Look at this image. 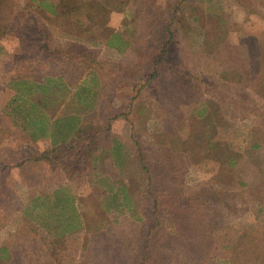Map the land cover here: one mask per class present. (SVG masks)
Segmentation results:
<instances>
[{
	"label": "rangeland",
	"instance_id": "1",
	"mask_svg": "<svg viewBox=\"0 0 264 264\" xmlns=\"http://www.w3.org/2000/svg\"><path fill=\"white\" fill-rule=\"evenodd\" d=\"M57 1L0 7V245L26 264H128L150 233L163 264H264V0ZM48 78L62 113L107 125L97 151L89 136L47 162L50 139L22 132L11 81ZM109 177L131 210H106ZM61 183L83 226L52 248L22 209Z\"/></svg>",
	"mask_w": 264,
	"mask_h": 264
},
{
	"label": "trees",
	"instance_id": "2",
	"mask_svg": "<svg viewBox=\"0 0 264 264\" xmlns=\"http://www.w3.org/2000/svg\"><path fill=\"white\" fill-rule=\"evenodd\" d=\"M29 1L34 4L36 8L47 10L52 14L57 12V8L61 4L58 3L57 0ZM5 2L6 0H0V7H5ZM69 2H71V0ZM115 38H117L116 35ZM108 44L113 45L112 42ZM162 49L165 50L166 47ZM56 79H61V77L57 76ZM11 82L19 85L23 84V89H21L20 92L19 89H17V98L27 102L30 106V108L26 109L23 115H21L22 132L25 133L30 141H35L38 138L50 139L51 152L49 153L48 151L47 153L42 154L40 158L47 162L52 161V163H54V159H57V152H59L57 150L58 147H61V149L64 150L74 149L78 146H73L75 143L77 144V142L79 143L82 140H87L89 136H91V139L90 141L85 142L87 143L85 146L88 148V145L92 143L94 145L93 152L97 151L98 148L96 147H98V145L95 143V138H98L99 140L100 136L102 138V134L107 131V125L102 126L101 124L93 123V120H90L89 122L86 118L82 117L81 112L76 113L69 111L68 113H62L63 111H61L60 106L64 102L63 97H65V93L58 95L56 92L52 91L51 83L56 82L55 79L53 81V78H48L46 81L39 83L29 82L24 79L12 80ZM69 84L72 85V83ZM75 95L76 94H74V96ZM78 97L80 98L79 93L77 98ZM87 97L88 94L86 98ZM79 100L81 101V98ZM89 105L91 104H88V106ZM18 110L23 112L20 108ZM91 152V149L87 150L85 160H91L93 163L96 156L91 155ZM110 159L114 166H119L120 162L117 160L116 156L112 155L110 156ZM143 161L144 158H140L139 164L150 173L149 169L144 167L146 165ZM106 180V182L101 178L98 180L103 186L102 193L104 197H102V199L107 203L106 210L117 211L121 214L126 212V210H131L132 203L125 187L117 184L116 180L111 177ZM148 187L146 191L141 192L142 198L147 199V192L154 198L156 195L158 198L160 197L159 194L152 191V186ZM160 198H162V196ZM22 210L28 222L32 221L34 223L33 226L35 227H45L50 233V247L52 248L54 245L60 246L67 244L71 237L79 232L83 226L82 216L76 205V194L67 183L59 184L48 194L32 198ZM157 210H159V208L153 212V217L157 221L156 225L158 224L159 229L162 230V223L159 219V212L161 211L158 212ZM149 216H151V214L138 215L136 220L138 222L143 219H150ZM152 228H154V226L149 228L150 231H152ZM149 235L150 233H147L146 237H141L140 240L134 244L135 249L128 257V264H163L167 259V257L163 255L165 252L162 250L153 253L150 251L149 248L151 247V243H149ZM150 238L152 239L153 236L151 235ZM35 244L39 245L37 239L35 240ZM13 254V249L10 245H0V264H26V259L22 261L21 258L18 259ZM56 255H58V253H56ZM60 256H63V253H60ZM29 259L30 257L27 261ZM227 260L230 264H234L235 262L233 255L227 257Z\"/></svg>",
	"mask_w": 264,
	"mask_h": 264
}]
</instances>
